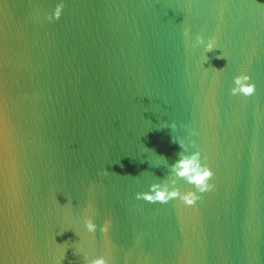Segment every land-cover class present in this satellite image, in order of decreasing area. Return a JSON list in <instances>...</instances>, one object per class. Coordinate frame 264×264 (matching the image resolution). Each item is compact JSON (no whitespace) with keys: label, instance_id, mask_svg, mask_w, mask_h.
I'll list each match as a JSON object with an SVG mask.
<instances>
[{"label":"water","instance_id":"obj_1","mask_svg":"<svg viewBox=\"0 0 264 264\" xmlns=\"http://www.w3.org/2000/svg\"><path fill=\"white\" fill-rule=\"evenodd\" d=\"M56 2L0 0V264H83L75 243L108 264H264V0H64L49 21ZM241 73L252 96L229 93ZM173 138L214 189L135 199L171 179Z\"/></svg>","mask_w":264,"mask_h":264},{"label":"clouds","instance_id":"obj_2","mask_svg":"<svg viewBox=\"0 0 264 264\" xmlns=\"http://www.w3.org/2000/svg\"><path fill=\"white\" fill-rule=\"evenodd\" d=\"M64 8V0H58L55 3L50 16H46L45 19L57 20L61 16V12ZM182 35L188 37V29L185 28ZM193 47H201L203 52H207L215 47H218L214 37L204 39L201 35L196 34L193 39ZM222 57L225 56L220 54ZM219 58V57H218ZM205 57L203 56V62ZM222 69H212L214 74L220 73ZM255 92V85L250 82L249 75L241 73L233 76L232 87L229 89V93L233 96L239 95L242 97L252 96ZM170 129L175 130L176 125L170 123L167 125ZM174 143H177L181 149L177 153V159L171 164L166 165L167 175L171 179L165 178L159 182H151L148 185L147 191L138 192L135 194V199L143 200L147 203H159L165 204L169 201L176 200L185 207L193 206L200 195L210 192L214 189L211 179L213 177V171L206 162V157L201 155V152L196 148L195 144L189 140L185 143L181 139L173 138ZM191 149V151H189ZM159 163V161H157ZM177 181H183L187 186V190L181 191L177 186ZM91 205H87L85 211H89ZM109 227V221L105 220L99 226V232L104 234ZM83 229L86 233L91 234L97 231V225L92 221L89 215H85L83 219ZM74 250L81 255L83 264H108V261L104 256H97L89 259L87 252H82L78 243H75ZM59 264V261H58Z\"/></svg>","mask_w":264,"mask_h":264}]
</instances>
